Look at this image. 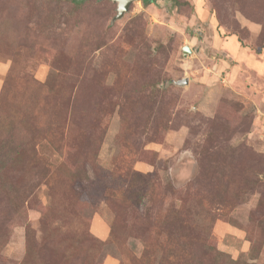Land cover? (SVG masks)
Listing matches in <instances>:
<instances>
[{
  "label": "rangeland",
  "instance_id": "374dc122",
  "mask_svg": "<svg viewBox=\"0 0 264 264\" xmlns=\"http://www.w3.org/2000/svg\"><path fill=\"white\" fill-rule=\"evenodd\" d=\"M117 14L0 0V264H264V0Z\"/></svg>",
  "mask_w": 264,
  "mask_h": 264
},
{
  "label": "water",
  "instance_id": "95a60500",
  "mask_svg": "<svg viewBox=\"0 0 264 264\" xmlns=\"http://www.w3.org/2000/svg\"><path fill=\"white\" fill-rule=\"evenodd\" d=\"M113 1L118 3L117 18H121L129 10L130 5L137 0H113ZM183 50L187 53L192 51L190 46L187 45L183 47ZM188 82H189L188 76H185L177 80V84L179 85L188 84Z\"/></svg>",
  "mask_w": 264,
  "mask_h": 264
},
{
  "label": "trees",
  "instance_id": "16d2710c",
  "mask_svg": "<svg viewBox=\"0 0 264 264\" xmlns=\"http://www.w3.org/2000/svg\"><path fill=\"white\" fill-rule=\"evenodd\" d=\"M157 0H142V2H143V4L144 5H150L151 3H154V2H156ZM264 47L263 46H261L260 47V50H262ZM264 50V49H263ZM22 111H23V109H22ZM24 112V111H23ZM27 112H28V110H25V112L24 113H26L27 114ZM27 128V127H26ZM12 135V137L13 138H16V135L15 134H11ZM9 139H12V138H9ZM12 140H14V139H12ZM115 188V187H114ZM103 198H105V196L103 197ZM110 202V201H109ZM106 203H107V201H106Z\"/></svg>",
  "mask_w": 264,
  "mask_h": 264
}]
</instances>
